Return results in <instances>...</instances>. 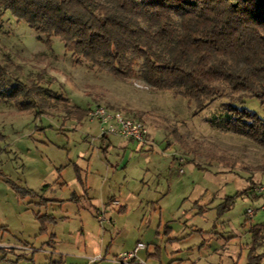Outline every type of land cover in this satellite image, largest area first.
<instances>
[{
    "label": "rangeland",
    "instance_id": "rangeland-1",
    "mask_svg": "<svg viewBox=\"0 0 264 264\" xmlns=\"http://www.w3.org/2000/svg\"><path fill=\"white\" fill-rule=\"evenodd\" d=\"M38 35L0 11L8 87L18 79L42 90L19 100L36 102L25 109L0 100V264L62 254L68 263L88 256L114 264L82 251L80 231L104 237L110 258L144 242L145 264H246L258 235L253 253L264 250V146L226 126L224 104L240 93L226 89L198 110L194 100L149 86L141 60L138 75L118 78L77 63L59 37L49 46ZM244 100L264 116L257 98ZM98 105L143 121L146 140L103 131L90 116ZM29 190L53 201L37 204ZM37 213L56 220L43 227Z\"/></svg>",
    "mask_w": 264,
    "mask_h": 264
},
{
    "label": "trees",
    "instance_id": "trees-1",
    "mask_svg": "<svg viewBox=\"0 0 264 264\" xmlns=\"http://www.w3.org/2000/svg\"><path fill=\"white\" fill-rule=\"evenodd\" d=\"M0 11L27 22L49 46L59 37L77 63L118 78L138 75L141 60L139 74L149 86L194 100L198 110L226 89L240 93L224 104L226 126L264 146V116L244 100L249 94L264 108V0H0ZM10 62L0 60V100L22 109L35 105L19 100L33 99V91H42L38 84L14 79L8 87ZM29 193L39 197L37 204L53 201ZM37 218L43 227L56 220L46 213ZM258 239L246 264H264V250L253 253ZM45 264L67 263L60 255Z\"/></svg>",
    "mask_w": 264,
    "mask_h": 264
},
{
    "label": "built area",
    "instance_id": "built-area-1",
    "mask_svg": "<svg viewBox=\"0 0 264 264\" xmlns=\"http://www.w3.org/2000/svg\"><path fill=\"white\" fill-rule=\"evenodd\" d=\"M90 116L102 124V130L105 132L115 133L127 139L139 141L146 140L148 134L146 124L141 120L127 116L122 111L104 105H98L90 112ZM260 190H264V187L261 186ZM248 212L253 214L254 211L249 209ZM100 219H104V215H100ZM146 248L147 245L140 241L137 243L133 251L124 252L118 255L117 261L119 263L136 261L135 264H145V262L138 259V254L141 250Z\"/></svg>",
    "mask_w": 264,
    "mask_h": 264
},
{
    "label": "crops",
    "instance_id": "crops-1",
    "mask_svg": "<svg viewBox=\"0 0 264 264\" xmlns=\"http://www.w3.org/2000/svg\"><path fill=\"white\" fill-rule=\"evenodd\" d=\"M112 201H115V200H112ZM99 211L102 212L101 210ZM76 241H77L78 247L82 249V251H90L93 256H96V255L101 256V259H100L101 261L106 260L109 262H114V264H120L117 261V257L120 253L118 254L116 253L114 254V256L110 258L109 257L110 250L106 246V240L104 237L102 236L100 237L99 234H95L91 231H87V232L80 231ZM78 257H79L78 262H69V263L67 262L66 258L64 257L63 258L68 264H96L99 261V259L98 261L93 260V259H88V256H78Z\"/></svg>",
    "mask_w": 264,
    "mask_h": 264
}]
</instances>
